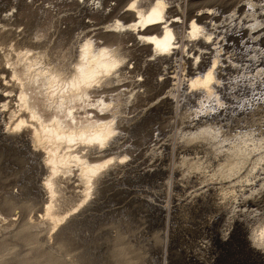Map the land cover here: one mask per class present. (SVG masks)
Returning <instances> with one entry per match:
<instances>
[{
    "label": "bare ground",
    "instance_id": "obj_1",
    "mask_svg": "<svg viewBox=\"0 0 264 264\" xmlns=\"http://www.w3.org/2000/svg\"><path fill=\"white\" fill-rule=\"evenodd\" d=\"M235 1L58 0L71 10L59 15L52 5L37 0H0V40L11 37L34 48L63 43L71 55L64 70L45 61L41 70L32 72L43 62L42 52L22 51L18 45L14 49L24 57L21 68L18 62L0 60V93H8L0 95V147L6 150L0 164L13 176L8 180L2 175L3 206L42 212L35 218L26 214L18 222L12 218L16 236L30 234L52 251L50 243L72 235L127 180L134 187L124 206L140 201L163 210L168 207L161 203L173 188L189 185L177 179H203L193 193L174 203L183 213L206 206L214 195L216 212L203 217V238L192 242L200 221L189 220L185 213L181 217L177 234L195 247L182 248L183 262L214 264L226 244L243 246L264 262V18L259 20L264 2L239 0L231 11ZM249 4L250 12H243ZM109 75L119 81L113 98L117 108L122 102L134 106L131 115L109 112L107 95L90 94L88 85ZM92 96L95 110L84 108L87 115L81 116L79 101ZM166 112L174 117L165 119ZM174 118L188 131L177 133ZM162 125L170 132L166 138ZM146 140L139 150L138 144ZM176 149L194 157L183 156L172 166ZM125 150L155 156L141 166L138 158L128 161ZM194 158L196 162L189 161ZM68 186L73 190L65 196ZM230 186L242 192L214 237L210 229L222 217V189ZM72 199L80 203L63 214L62 201ZM132 207L140 212V206ZM212 238L218 246H212Z\"/></svg>",
    "mask_w": 264,
    "mask_h": 264
},
{
    "label": "rangeland",
    "instance_id": "obj_2",
    "mask_svg": "<svg viewBox=\"0 0 264 264\" xmlns=\"http://www.w3.org/2000/svg\"><path fill=\"white\" fill-rule=\"evenodd\" d=\"M252 1H254L255 3L259 2L258 0H252ZM37 2H40L44 5H52L56 9V12L59 13V15H62V14H65L71 11V10H68L69 7L60 4L58 0H37ZM262 2H264V0L260 1V3ZM240 3L242 2L241 1L239 2V0L235 1V4L232 5L233 7L231 6L232 7L231 11L234 8H236L235 6L236 4H240ZM246 9H247V6L242 8L243 12H250L249 10L246 11ZM226 14H227L226 12L223 13V15H226ZM261 18H264V17L260 16L259 20ZM20 26L24 27L25 24H22V25L20 24L18 27ZM33 40H35V38H33ZM18 42L19 41H17V39L13 40L11 37L8 38L7 40H0V47H3V48L5 47V49H7V50L3 49L2 57H0V60L3 59L2 60L3 63L18 62V67L21 68L23 66L24 57L20 53L17 56V52L19 51V49L18 50L14 49L17 45H18V48L21 47L20 50L22 51H25L26 48H30L32 49L31 52H37V51L42 52V55L44 57L42 59L43 62H40L38 65L33 67L31 69L32 72L41 70L42 67L46 64V62H49V61L51 62L50 64L51 68L53 69L58 68L60 70L61 69L64 70L65 66L63 65H65L66 62L70 61L71 55L67 52V46H63V43H61L60 45V43L56 42V43H51L50 46L45 45L43 47L34 48L29 44V42H25L23 44H22L23 41L21 40H20L21 43H18ZM241 42H238V43L236 42L235 44L242 47V45H240ZM118 93H119V90L117 91L113 90L107 93L106 94L107 96L104 97L107 102H110V103L112 102L107 110L111 112L113 110L118 109L119 112L117 113L131 115V112L128 113V111H132L134 106L124 107L123 106L124 104L122 102L123 100L120 101L122 102V104H118V108H117L116 102L113 98ZM90 99L91 100L85 99L83 101L82 100L79 101L78 105H79V111L81 113V116L87 115L84 112V108H85V111H88V112H92L93 110H95L94 108H91L93 106L91 105V102L93 101L92 103H94V100H92L94 99V96H92ZM181 110L183 109L181 108L180 111ZM173 114L175 113L166 112V114L162 116H164L165 119H169V118L174 117ZM163 123H165V121ZM173 125L175 126V130L177 131V133H184L188 131L187 129L186 130L184 129V125L181 124L177 120V118L175 119V123ZM162 127L164 129L163 128L161 129L162 130L161 136H163V138H166L170 134V132H168L165 125H162ZM172 133H171V136L173 135ZM173 137L175 138L176 135L174 134ZM176 141H178L177 137H176ZM147 142L148 140L144 141L143 143L140 142L138 144L139 150L143 148L144 146H146ZM165 151L168 152L169 149ZM5 153H6V150L0 147V154L2 157L3 156L5 157ZM131 153H132L131 150H125L123 151L122 154L127 155L128 158L127 157L126 158L128 159V161L138 158V161H142V162L143 160L146 161L148 160V158L151 159L152 156H155V154L151 152H148L149 155L147 154L145 156L143 154H138V153L135 154L136 152L135 153L133 152V154ZM183 156L188 157V158L194 157L193 154L183 155L182 153L179 152V150H177L174 152L173 157H172V159H174L173 162L176 161L174 163L172 162V166L173 165L176 166V164H180V161L182 160ZM189 161L196 162V158L191 159ZM146 163L143 162L141 166H145ZM2 166L3 164L2 165L0 164V183H1V180H5L3 176L7 175L8 177H10V179L8 180H11L12 179L11 177H13L11 175V172L8 171L7 169L2 170ZM197 171L204 172L207 177L214 175V173L212 172H205L201 170H195L194 172H197ZM8 180H6V182ZM174 180L176 181V178H174ZM195 180L191 179L188 181H184V180L177 179L178 182L180 183L188 182L189 185L185 186V189L184 188H173L171 197L165 200L163 203H161L163 205L166 204L167 205L166 207H168L163 210L162 209L157 210L155 207L151 206L150 204L146 202H140V201H134L131 204H127L124 206L123 199L127 198L128 195H130L129 189L134 187V182L127 180L124 185L114 187V189L111 190L113 194L110 196V198L107 200V202L104 205H101L99 207L97 214L92 217L83 219L82 222H80V225L78 226V228H76L72 232V235L70 234L71 236L68 235L63 239L65 242L62 240L61 243H57V244L53 242L50 243L49 245L53 249L52 251L48 250L47 246H44L43 244L41 243L39 244L36 241H34L30 234H23L21 236L20 235L16 236L13 233V230L15 229L13 227L14 226L16 227L17 222L20 219H22L23 216L27 217L28 215L27 218H30L31 216H34L35 218L42 212H34L33 214V212L30 213V211L26 212V209H24L21 206H18L17 208H13L12 210L6 208L5 206H3L4 205L3 203L4 194L2 192V189L0 188V211L3 215L2 219L0 220V264H191V263L200 264L198 262H194V260H192L190 263L183 262L184 261L183 259L185 258V255H184L185 251L182 248L189 247V246L190 248H195L194 246H192L194 245L192 242H195L203 238V233L204 234L206 233L204 232V228L202 226V224L205 221L204 220L205 218L203 217H206V218L211 217L216 212L214 203H212V199L214 195L211 194L210 198H208L210 199V202L208 203L209 205L207 204L206 206H203L200 204L199 206L195 208L194 207L185 208L183 213L179 209L175 208L174 206V203L176 202L175 199L177 197L180 196V198H184L185 195H188V193L190 192L193 193L197 189V187L200 185V183L205 181L203 179H195ZM240 188L241 187L238 188L236 186H230V187H225L222 189V194H223L222 217H221V220H219V222L216 223V225H214L210 229V232H212L210 234H212L214 237L218 233L221 224L225 221L224 219H227L228 216L231 214V210L234 205L233 201L242 192ZM72 190L73 188L69 186L64 187L63 189L64 195L69 196ZM72 200H69L66 202L62 201L63 214L64 212L66 213L67 211H71V210L73 211L77 207V204L80 203V199H72ZM133 205L140 206V212L134 213L132 210ZM249 207L252 208L253 206L248 205V208ZM183 214L191 221L198 222V223L200 221L199 226H197L195 230H193L194 233L192 232V235H193L192 239H194L192 242L181 240L177 234L178 233L177 231L179 229L180 222H181V217L184 216ZM12 218H16L17 222L15 223L10 222ZM260 225H262V227L264 228V220L261 221ZM198 234L201 236H199ZM261 234L263 235V238H264V230L262 231ZM215 239L216 238H212L211 240L213 244L212 246L214 247L219 245V243ZM199 247L200 246H198L197 248ZM203 250L204 249H201V253L203 252L207 255L208 252H205V250L204 251ZM214 264H264V262L263 260L261 262V259L259 258L251 257V255H249L248 251L244 249L243 246L235 247L233 246V244L231 245L226 244V252L223 254H220L216 258Z\"/></svg>",
    "mask_w": 264,
    "mask_h": 264
},
{
    "label": "snow or ice",
    "instance_id": "obj_3",
    "mask_svg": "<svg viewBox=\"0 0 264 264\" xmlns=\"http://www.w3.org/2000/svg\"><path fill=\"white\" fill-rule=\"evenodd\" d=\"M247 7H251V5H247ZM264 28V26H262ZM260 33H257V36H259ZM118 75V74H117ZM119 81L115 79L113 76L109 75L108 78L105 80H102L98 83L95 84H89L88 87L91 89V95L97 96V97H102L107 94L109 90H114V86L118 83ZM2 96H7V92L0 93ZM98 103H103V99H99L97 101ZM259 188L260 185H257Z\"/></svg>",
    "mask_w": 264,
    "mask_h": 264
},
{
    "label": "built area",
    "instance_id": "obj_4",
    "mask_svg": "<svg viewBox=\"0 0 264 264\" xmlns=\"http://www.w3.org/2000/svg\"><path fill=\"white\" fill-rule=\"evenodd\" d=\"M199 108V107H198ZM206 118V117H205Z\"/></svg>",
    "mask_w": 264,
    "mask_h": 264
}]
</instances>
